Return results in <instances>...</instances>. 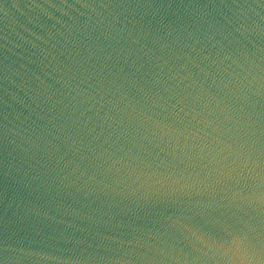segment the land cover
<instances>
[{
	"label": "water",
	"instance_id": "1",
	"mask_svg": "<svg viewBox=\"0 0 264 264\" xmlns=\"http://www.w3.org/2000/svg\"><path fill=\"white\" fill-rule=\"evenodd\" d=\"M0 260L264 264V0H0Z\"/></svg>",
	"mask_w": 264,
	"mask_h": 264
},
{
	"label": "snow or ice",
	"instance_id": "2",
	"mask_svg": "<svg viewBox=\"0 0 264 264\" xmlns=\"http://www.w3.org/2000/svg\"><path fill=\"white\" fill-rule=\"evenodd\" d=\"M228 235L231 236L232 244L236 245L237 247L244 245L246 242L250 243L247 236H241L240 234L235 232L228 233ZM0 264H4V260H0Z\"/></svg>",
	"mask_w": 264,
	"mask_h": 264
}]
</instances>
